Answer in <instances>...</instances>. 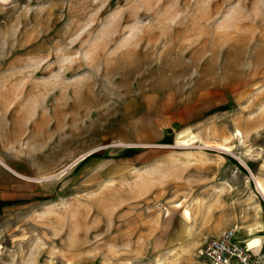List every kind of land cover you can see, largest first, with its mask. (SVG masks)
<instances>
[{
	"label": "rangeland",
	"instance_id": "1",
	"mask_svg": "<svg viewBox=\"0 0 264 264\" xmlns=\"http://www.w3.org/2000/svg\"><path fill=\"white\" fill-rule=\"evenodd\" d=\"M203 97L191 145L126 149ZM256 180L264 0H0V264H205L229 228L264 252Z\"/></svg>",
	"mask_w": 264,
	"mask_h": 264
},
{
	"label": "crops",
	"instance_id": "2",
	"mask_svg": "<svg viewBox=\"0 0 264 264\" xmlns=\"http://www.w3.org/2000/svg\"><path fill=\"white\" fill-rule=\"evenodd\" d=\"M210 100L211 98L205 100L203 97L188 104L173 105L170 99H164L162 104L165 105L160 107V113L156 116L149 115L147 120H143L138 128L134 129L137 138L126 143V149H148L155 144L162 145V148L180 147L184 141L193 142L200 137L197 131L203 126L201 123L207 114L204 113V109L206 106L209 107ZM252 252L254 256H260L256 255L260 253L264 263L262 243L258 251Z\"/></svg>",
	"mask_w": 264,
	"mask_h": 264
},
{
	"label": "built area",
	"instance_id": "3",
	"mask_svg": "<svg viewBox=\"0 0 264 264\" xmlns=\"http://www.w3.org/2000/svg\"><path fill=\"white\" fill-rule=\"evenodd\" d=\"M205 264H264L260 256L238 241L234 229H225L209 236L198 250Z\"/></svg>",
	"mask_w": 264,
	"mask_h": 264
},
{
	"label": "bare ground",
	"instance_id": "4",
	"mask_svg": "<svg viewBox=\"0 0 264 264\" xmlns=\"http://www.w3.org/2000/svg\"><path fill=\"white\" fill-rule=\"evenodd\" d=\"M190 143H192V142L184 141L181 144L184 145V146H188V145H191ZM220 149L225 150V151H229V149L226 148V147H220ZM256 185H257L258 190L261 192L262 196L264 197V185L260 181H257V180H256ZM188 217H189L188 216V213L186 212V214L184 216V218H186V221H187V218ZM245 243H246V246L249 249H251L252 251H258L259 250V248H258V246L260 244L259 239H257V238H251V239L245 241Z\"/></svg>",
	"mask_w": 264,
	"mask_h": 264
},
{
	"label": "trees",
	"instance_id": "5",
	"mask_svg": "<svg viewBox=\"0 0 264 264\" xmlns=\"http://www.w3.org/2000/svg\"><path fill=\"white\" fill-rule=\"evenodd\" d=\"M6 204H11V202L0 201V206L6 205Z\"/></svg>",
	"mask_w": 264,
	"mask_h": 264
}]
</instances>
